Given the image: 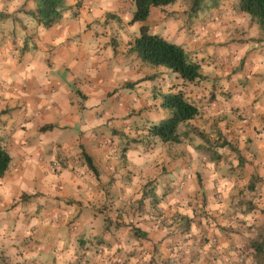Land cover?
Segmentation results:
<instances>
[{"label": "crops", "instance_id": "obj_1", "mask_svg": "<svg viewBox=\"0 0 264 264\" xmlns=\"http://www.w3.org/2000/svg\"><path fill=\"white\" fill-rule=\"evenodd\" d=\"M65 4L45 28L26 13L33 0H0V140L11 156L0 177V252L26 264H244L243 241L230 232L236 222L220 216L229 231L210 229L220 249L205 251L196 241L197 202L226 182L213 161L230 150L215 146L209 155L193 129L217 131L251 160L245 179H264V97L255 90L264 78H248L264 71L258 24L247 14L227 24L244 41L234 47L244 59L236 91L190 98L200 113L179 125L188 134L162 142L148 131L169 114L161 94L176 89L164 79L155 88L145 79L150 65L129 50L142 24L130 22L133 0ZM202 37L192 43L201 60L212 53Z\"/></svg>", "mask_w": 264, "mask_h": 264}, {"label": "rangeland", "instance_id": "obj_2", "mask_svg": "<svg viewBox=\"0 0 264 264\" xmlns=\"http://www.w3.org/2000/svg\"><path fill=\"white\" fill-rule=\"evenodd\" d=\"M189 7V0H176L168 5L151 7L144 23L148 25L150 32L158 33L170 41L181 44L193 59L196 58L195 60L201 61V71L207 76L206 80L204 79L197 84H182L180 79L164 67L153 66H145L146 77L153 76V79L149 80H151V84L155 85V88L160 85L161 80H166L164 86L167 87L169 84L171 88H181L188 99L194 98V96L206 98L212 91L224 92L223 89L236 91L233 89L238 87V84L234 78H242L238 71L243 68L244 59H238L234 47L239 46L244 41L239 37L240 34L236 28L229 27L232 30L231 33L227 32L226 29L228 21L233 20V17L243 20L245 16L240 11L239 0H207L194 15L190 13ZM246 21L250 22L247 18ZM250 24L252 23L250 22ZM201 35L202 38H206L202 43L212 50V53L203 57L202 60L199 58L196 47L192 45L193 42L201 40ZM259 38H261V32ZM256 42L260 43V41ZM250 53L246 56L247 58L252 55ZM219 59L222 60L219 61ZM223 61L224 63H222ZM256 72V75L248 78H264V71L258 70ZM139 89V87L134 89L131 87L129 90L132 91V94H137ZM255 90L256 95L263 99L264 84L256 85ZM203 105L201 104V107ZM201 134L194 133L196 137L193 139L205 140L208 146L204 148L205 151L207 153L209 151V155L215 156L213 147L220 146L221 137L215 130ZM252 141V138L247 140L249 143L247 148H250ZM214 143H218V145ZM229 150L230 157L226 156L224 161L221 159L216 162L213 161V164L218 173L226 178V186L229 185L228 180H233L231 183L234 185L228 186L229 188L225 189L224 193L222 188L225 183H223L215 186L212 195L207 197L202 193L199 197V202H197L199 205L193 217L201 229L196 241L200 248L205 251L220 249L217 236L209 235V237L208 233L212 231L210 229L213 226L221 227L223 232L229 231L227 224L220 225L217 223L216 219L221 216L223 219L236 222V225L230 226V232L234 234L235 238L243 241L244 248L241 249L242 247L239 246V249H241L240 254H245L244 264H255L257 252L253 248V243H259L264 239V179L253 173L248 180L245 179V167L252 165L251 160L241 156L240 151ZM260 165L264 169V161ZM204 174L200 171L198 173L197 183L201 187L204 185L202 182L205 179ZM250 183L253 184L252 189L249 188ZM222 204L226 206L227 210L219 211L216 214L212 207ZM8 255L3 251L0 252V264H26L22 261L10 262L5 257Z\"/></svg>", "mask_w": 264, "mask_h": 264}, {"label": "trees", "instance_id": "obj_3", "mask_svg": "<svg viewBox=\"0 0 264 264\" xmlns=\"http://www.w3.org/2000/svg\"><path fill=\"white\" fill-rule=\"evenodd\" d=\"M35 9L26 12L38 25L45 28L52 26L62 17L67 10L65 0H33ZM176 0H133L134 12L130 20L133 22H142L139 32L131 42L129 50L146 64L153 67L163 66L176 74L182 84H197L202 80H206L201 71L199 61L193 59L188 51L178 43L166 39L164 36L150 32L149 27L145 24L151 7L168 5ZM189 11L192 15L196 14L207 0H189ZM239 8L244 14H247L252 21H255L261 31V38L255 41L264 40V0H239ZM148 76L145 79H152ZM133 83H127L126 87H132ZM178 88V87H177ZM161 106L168 110L169 114L161 119L158 123L153 124L149 128V135L158 138L162 142H180L182 136L188 134L178 132L181 124L187 123L195 118L199 113V107L190 101L181 88L174 92H165L161 94ZM200 134L199 130L193 129V132ZM221 147L228 146L229 149L239 151L231 143L223 140ZM88 166L94 170L92 162L86 154H84ZM11 156L0 140V177H3L9 168ZM249 188H253V184H249ZM253 248L257 252V260L255 264H264V239L261 242H254Z\"/></svg>", "mask_w": 264, "mask_h": 264}, {"label": "built area", "instance_id": "obj_4", "mask_svg": "<svg viewBox=\"0 0 264 264\" xmlns=\"http://www.w3.org/2000/svg\"><path fill=\"white\" fill-rule=\"evenodd\" d=\"M53 165H54V166H56V165H57V162H56V161H54V162H53Z\"/></svg>", "mask_w": 264, "mask_h": 264}]
</instances>
